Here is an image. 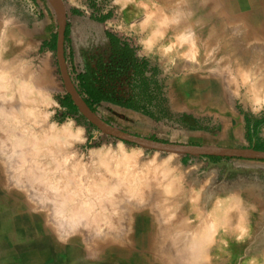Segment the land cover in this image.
Segmentation results:
<instances>
[{"label":"rangeland","instance_id":"374dc122","mask_svg":"<svg viewBox=\"0 0 264 264\" xmlns=\"http://www.w3.org/2000/svg\"><path fill=\"white\" fill-rule=\"evenodd\" d=\"M62 2L67 27V39L64 40L65 66L73 89L78 84L76 76L79 73H87L93 85L97 84V76L93 72L101 74V69L107 71V66L103 64L107 50L111 49L119 55L126 50L128 59L120 65V69L124 70L127 65L134 68L133 53L132 49L128 48V43L116 39L117 45L114 44L103 25L97 23L101 16L110 14L107 0H80L78 8L70 7L64 0ZM55 33L57 36L56 9L52 0H0V75L5 74L8 84L17 80L18 83L27 85L32 91L31 96L28 95L32 98L28 105L34 110L33 118L29 116L28 120H23L20 117L17 120V129L8 117L0 116V201L4 199L0 209L6 213V220L0 223V264H263L264 230H258L254 226L256 213L251 212L250 206L242 204L240 190L231 186L240 178L250 181L254 172L243 166L227 163L230 186H209L201 175L176 165L175 158L181 154L151 150L107 134L89 120L71 96L77 110L72 115H65L66 108L61 102L69 93L64 88L59 74L56 44L54 50L42 47V43L50 41ZM259 34L257 38L254 37L255 40L244 38V44L247 43L249 47L258 45L256 52L248 50L242 54H216L225 57L227 62L235 55H241V72L232 68L228 69L227 73H230L232 82L236 84L239 105L249 116L264 114V104L261 102L263 94L251 87V82L256 77H262L264 82V31ZM232 39L234 38H227V41ZM119 44L122 46L119 47ZM191 56L193 57L192 53ZM121 76V72L115 79L108 76L110 83H104L109 88L111 97L121 103L129 102L128 104L133 106L131 110L140 111L136 113L152 119L150 113L160 120L165 119L168 124H178L185 128L196 127L197 124H194V120L189 116L182 113L170 116L167 112H162L161 108L159 109L162 97L155 100L153 94H144L142 91L144 88L148 91L149 85H126ZM102 78L107 79V74H103ZM5 84L2 87L6 86ZM8 86L10 94H6L8 98L6 97L5 102L11 101L24 108L26 105L19 94L20 87L15 91L17 85ZM78 94L83 99L80 93ZM101 102L126 108L107 101ZM97 105L92 112L97 119L134 134L132 126L128 127L125 122L130 121L126 113L98 112ZM145 109L152 112H145ZM134 121L136 120L131 123ZM24 126L38 135L51 130L61 131L64 126L69 127L70 134L57 139L62 144L56 148L52 147V152L56 155L54 158H59L60 152L64 155L66 162L60 161V169L64 170L65 174L68 172L69 179L76 178L73 180H76V185L81 188L78 189V198L85 202L88 199L92 201L93 210L90 209V214L92 218L97 214L100 217L97 220L100 222L96 219L93 222L91 218L89 220V213L86 219L84 216H78L82 218L81 221L77 220L76 216L74 219L69 217V212L56 213L50 207L53 201L51 198L49 200L47 195L53 192L45 182L34 178L35 173L41 172L43 164L38 162L35 166L25 161V157L20 154L21 148H15L11 144L14 131H19ZM138 127L145 129L144 124L134 128ZM159 135L141 137L169 142L159 138ZM42 157L40 156V159L43 161ZM202 158L215 161L209 159L210 157ZM238 159L257 160L224 157L216 160L228 162ZM20 161L24 165L20 166ZM75 161L79 164L75 165ZM2 166L4 169L1 170ZM50 166L53 167L49 164ZM92 180L97 184L113 183V192L106 190L89 193L86 190ZM166 185L172 190H168ZM223 208L228 210L227 224L226 227L212 228L215 231L213 241L206 244L207 248L204 249L207 259L191 260L186 256L187 252H190L186 242L190 241L192 234L199 231L200 225L208 220L211 219L208 222L213 221L217 226L220 218L215 217L219 216ZM196 226L200 227L194 228Z\"/></svg>","mask_w":264,"mask_h":264},{"label":"crops","instance_id":"0c3cea01","mask_svg":"<svg viewBox=\"0 0 264 264\" xmlns=\"http://www.w3.org/2000/svg\"><path fill=\"white\" fill-rule=\"evenodd\" d=\"M64 1L72 8L80 7V0ZM107 2L110 7L109 17L97 23L102 24L103 29L119 42L128 43L135 66L132 68L127 65L121 70L119 54L111 49L107 50L106 60H103L107 71L101 69V74L93 72L97 76L96 83L109 84L108 76L115 79L121 72L120 78L126 85H149L148 91L146 88L142 89L144 94H153L155 100L162 97L159 107L162 112H167L170 116L182 113L191 117L197 125L185 128L178 124H168L165 119L164 123L155 114H149L152 119L136 113L140 111L120 108L106 102L98 103V112H124L130 118V121L125 122L128 127L132 126L134 134H160L159 138L169 142L247 150L252 148L255 140L264 141V114L249 116L243 111L239 105L236 84L232 82L230 73H227L228 69L241 68V55H235L228 62L225 57L216 55L258 51V45L249 47L247 43L244 44V38L255 40L254 37L257 38L260 31H264V0ZM227 38L234 39L227 41ZM103 74H107V79L102 78ZM144 111L152 112L148 109ZM133 120H136L134 124L131 123ZM259 122L262 123L259 125ZM141 124L145 125V129L134 128ZM175 159L178 167L201 175L209 186L218 184L220 188L230 186L227 163L243 166L254 172L250 181L240 178L231 186L240 190L242 204L250 206L251 212L256 213L254 226L258 230H264V161L238 159L212 162L194 154L181 155ZM3 204L4 199L0 201V205ZM4 214L6 213L0 209V223L6 220ZM16 217L19 219L18 215Z\"/></svg>","mask_w":264,"mask_h":264},{"label":"bare ground","instance_id":"6f19581e","mask_svg":"<svg viewBox=\"0 0 264 264\" xmlns=\"http://www.w3.org/2000/svg\"><path fill=\"white\" fill-rule=\"evenodd\" d=\"M139 4V3H138ZM160 23V22H159ZM174 36V35H173ZM175 37V36H174ZM177 43V42H176ZM175 43V44H176ZM184 47V46H183ZM184 52V51H183ZM191 53V51L189 52ZM2 74V73H0ZM5 75V74H4ZM4 75H0V87H2L5 82L7 81L6 79H8L7 77L5 78ZM5 78V79H4ZM10 79V78H9ZM6 80V81H5ZM10 83V81H8ZM7 83V82H6ZM29 83V82H28ZM8 84V83H7ZM5 84L6 86L2 87L1 90L3 95H0V116H6L9 118V120H11L14 124V127L17 129L19 128L17 126V123L19 120V118L21 117L23 120H28L29 116H31V118H33V113L34 110L29 107V103H31L32 98H30L28 95H30L32 93L31 90H29V88L27 87L26 84L24 83H18V81H13L12 84H8V85H17V89L15 91H18V88L20 87V91L19 94L22 95L23 98V103H25L26 106H24V108L19 107V105L14 104L11 101L5 102L8 97L6 96V94H10L9 93V86ZM251 87L253 89H255L256 91H258L259 93L263 94L262 95V99L261 102H263L264 104V82H263V78L262 77H256L252 82H251ZM11 91V90H10ZM257 92V93H258ZM31 96V95H30ZM7 97V98H6ZM260 99V98H259ZM43 119V118H40ZM43 123V122H42ZM44 124V123H43ZM42 125V124H41ZM58 128V127H57ZM46 129V127H45ZM39 133V132H38ZM70 134V130L68 126H64L63 129L60 130H51V131H46V132H42L41 135H38L36 133L31 132L30 130H28L25 126L24 128L19 129V131H14V137H11V144L13 147L15 148H21L20 149V154L23 155L25 157V161L30 162L33 165H37L38 162L43 164V168L41 169V172L35 173L36 177H34L37 180H40L42 183L45 182L44 184L53 192V194H49L47 195L50 200L53 201L51 203V206L53 208V210L56 213L59 212H69V217H72V219H74L76 216L77 220L80 219L78 218V216L80 217H85V219L87 218V216L90 214L91 207H92V201L90 202L89 199L87 200V202L81 200L78 198L77 193H79V188L80 185H76L77 183L75 182L76 178H68L70 177L67 172V174H65L66 172H64V170L62 171V169H60L61 163L66 162V158L64 157L63 154L59 155V158H54V156H56L53 152H52V147L56 148L59 147L62 142L58 141L57 139L60 138H64L66 135ZM2 139V138H1ZM65 152V151H64ZM18 153V152H17ZM40 156H43V161L40 159ZM91 156V155H90ZM16 161V160H15ZM33 161V162H32ZM61 161V163H60ZM120 161V160H119ZM130 161V160H129ZM19 162V161H18ZM75 165H78V161H75ZM74 163V162H73ZM78 163V164H77ZM132 163V162H131ZM1 164V163H0ZM49 164L52 165L53 167H49ZM3 165V164H2ZM19 165V164H18ZM24 165L22 163V161H20V166ZM107 165V164H106ZM105 165V166H106ZM26 166V165H25ZM90 166V165H89ZM169 166V165H168ZM73 167V164H72ZM75 167V166H74ZM102 168V167H101ZM130 168V167H129ZM4 169L3 166L1 168V170ZM59 171V175H58V170ZM122 169V168H121ZM132 169V168H131ZM130 169V170H131ZM29 170V169H28ZM57 170V171H56ZM89 170V169H88ZM56 171V173L54 174V172ZM6 172V171H5ZM4 172V173H5ZM9 172V171H8ZM91 172V171H89ZM104 172V171H103ZM144 172V171H143ZM3 173V174H4ZM10 173V172H9ZM33 173V172H32ZM31 173V174H32ZM71 173V172H69ZM73 173H75L73 171ZM72 174V173H71ZM70 174V175H71ZM90 174V173H89ZM141 174V173H140ZM74 175V174H73ZM1 176V175H0ZM35 176V175H34ZM86 176V175H85ZM89 176V175H88ZM92 176V175H91ZM23 177V176H20ZM29 177V176H28ZM27 177V179H28ZM31 178L33 176H30ZM120 177V176H119ZM144 177V176H143ZM29 178V179H31ZM83 178V177H82ZM1 179V177H0ZM26 179V180H27ZM90 179V178H89ZM92 179H94L92 177ZM84 180V179H83ZM95 180V179H94ZM102 180V179H101ZM124 180V178H123ZM79 181V180H78ZM93 181V180H92ZM10 182V181H9ZM67 182V183H66ZM70 182V184L68 183ZM85 182V181H84ZM101 182V181H99ZM104 182V181H103ZM1 183V180H0ZM5 183V182H4ZM113 183L110 184H97L96 181L90 182L89 187L87 188L86 191H88L89 193H95V192H102V191H110L112 189H114V185H112ZM30 185V184H29ZM28 185V186H29ZM69 185V186H68ZM6 187V186H5ZM168 190H172L170 189V187H168V185H166ZM27 188V187H25ZM24 190H27L25 189ZM29 188V187H28ZM81 189V188H80ZM166 188L164 187V190ZM46 190V189H45ZM30 191V190H29ZM38 191V190H36ZM113 192V190H112ZM111 192V193H112ZM109 193V194H111ZM112 195V194H111ZM30 197V196H29ZM54 197V198H53ZM145 197V196H144ZM153 197V196H152ZM164 197V196H163ZM25 198V196H24ZM27 198V197H26ZM123 198V197H122ZM224 198V197H223ZM46 199V198H45ZM120 199V198H119ZM92 200V199H91ZM27 201V200H26ZM236 201V200H235ZM237 202V201H236ZM31 203V202H30ZM29 203V204H30ZM112 203V202H111ZM219 203V202H218ZM32 204V203H31ZM44 204V203H43ZM92 204V205H91ZM132 204V203H130ZM220 204V203H219ZM218 204V205H219ZM34 205V204H33ZM228 205V204H227ZM226 205V206H227ZM234 205V204H233ZM42 206V205H41ZM44 207V205H43ZM46 207V206H45ZM44 207V208H45ZM48 207V206H47ZM97 207V206H96ZM112 207V206H111ZM110 207V208H111ZM125 207V206H124ZM42 208V207H41ZM103 208V207H102ZM109 208V209H110ZM218 208V207H217ZM216 208V209H217ZM227 208V207H226ZM223 208L221 213L219 214L218 217L216 218H220L217 226H215V224H213L212 222H208L210 220H208L206 223L200 225L201 228L200 230L196 231V232H192V237L190 238V241L186 242V246L188 247V250H190V252H187L186 256H189L191 260L194 261H200V260H205L207 259V257H205L204 255V249L205 247L207 248L206 244H209L210 242L213 241V234H214V229H212L213 227H226L227 224V217H228V208ZM43 209V208H42ZM46 209V208H45ZM50 209V208H49ZM67 209V210H66ZM91 209V210H90ZM108 209V211H109ZM113 209V208H112ZM219 209V208H218ZM48 210V209H47ZM104 210H106L104 208ZM111 210V209H110ZM52 211V210H51ZM53 211V212H54ZM216 211V210H214ZM46 212V211H45ZM50 212V211H49ZM93 212V211H92ZM89 213V214H88ZM213 214V212H211ZM237 213V212H236ZM94 214V213H93ZM91 216H88L89 220L90 218L92 219L91 221H98L100 222V217L97 216V214H94L93 218H92V214H90ZM214 215V214H213ZM67 216V215H66ZM74 217V218H73ZM109 217V216H108ZM236 217V216H235ZM64 218H66L64 216ZM102 218V217H101ZM107 218V216H106ZM62 219V218H61ZM82 219V218H81ZM80 219V220H81ZM84 219V218H83ZM84 219V220H85ZM109 219V218H107ZM182 219V218H181ZM66 220V219H65ZM83 220V221H84ZM103 220V219H102ZM114 220V219H113ZM214 220V219H213ZM82 221V220H81ZM88 221V219H87ZM157 221V220H156ZM76 222V220H75ZM85 222V221H84ZM113 222V221H111ZM110 222V223H111ZM177 223V222H176ZM216 223V222H214ZM76 224V223H75ZM113 224V223H112ZM113 226V225H112ZM199 226V227H200ZM237 226V225H236ZM76 227V226H75ZM198 226L194 227L197 228ZM198 227V228H199ZM78 229V228H77ZM182 230V229H181ZM191 230V229H190ZM194 230V229H193ZM192 230V231H193ZM242 230V229H241ZM186 236V234H185ZM154 239V238H153ZM263 241V240H262ZM183 242V241H182ZM181 241H179V243H182ZM229 244V243H228ZM162 245V244H161ZM180 249V248H179ZM207 250V249H206ZM163 254V253H162ZM165 254V253H164ZM163 254V255H164ZM169 254V253H168ZM167 254V255H168ZM177 254V253H175ZM182 255V254H181ZM180 255V256H181ZM213 255V254H212ZM236 255V254H235ZM177 256V255H176ZM264 256V255H263ZM168 257V256H167ZM161 258V257H160ZM185 259V258H184ZM257 259V258H256ZM264 259V258H263ZM180 260V259H179ZM198 263V262H197ZM192 264V263H191ZM195 264V263H194ZM264 264V263H263Z\"/></svg>","mask_w":264,"mask_h":264},{"label":"water","instance_id":"95a60500","mask_svg":"<svg viewBox=\"0 0 264 264\" xmlns=\"http://www.w3.org/2000/svg\"><path fill=\"white\" fill-rule=\"evenodd\" d=\"M56 9L57 36H56V60L64 88L71 96L76 106L91 120L97 127L102 128L107 134L121 141L138 145L151 150L163 151L174 154H194L202 157H224V158H252L264 161V151L246 150L240 148L203 146L193 144H177L163 142L137 136L126 131L117 129L97 119L84 100L73 89L69 74L65 66L64 39L66 29V12L62 0H52Z\"/></svg>","mask_w":264,"mask_h":264},{"label":"trees","instance_id":"16d2710c","mask_svg":"<svg viewBox=\"0 0 264 264\" xmlns=\"http://www.w3.org/2000/svg\"><path fill=\"white\" fill-rule=\"evenodd\" d=\"M109 17V13L101 16L98 21H105ZM107 36L112 40L114 44L117 45V40L116 38H113L112 35L107 34ZM67 39V27L65 29V39ZM55 44H56V33L53 34L52 38L50 41H46L42 43V47H47V48H52L53 50L55 49ZM115 45V46H116ZM125 46V45H124ZM119 54V53H118ZM120 58L121 61L119 64L122 66L126 61H127V53L126 50L120 52ZM132 59V58H131ZM130 61V60H129ZM76 79L78 81V84L75 85V90L80 93V95L83 97V100L85 104L90 108L92 112H94V106L101 101H107L111 103H115L117 105H121L123 107L133 109V106L128 103H121L119 100L114 99L109 95L111 92L109 91V88L106 86V84L103 85H98L94 84L90 79V76L87 73H79L76 76ZM62 106L66 108V113L65 115H72L76 112L77 108L73 104L70 95L66 94L64 100L61 102ZM262 122H259V125ZM157 140V139H154ZM158 141V140H157ZM252 149L258 150V151H264V141H254ZM209 159L211 160H216L220 159V157H210Z\"/></svg>","mask_w":264,"mask_h":264}]
</instances>
